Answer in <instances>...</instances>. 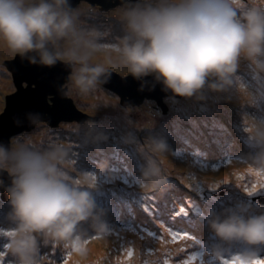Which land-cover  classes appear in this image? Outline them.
<instances>
[{
    "label": "rangeland",
    "instance_id": "rangeland-1",
    "mask_svg": "<svg viewBox=\"0 0 264 264\" xmlns=\"http://www.w3.org/2000/svg\"><path fill=\"white\" fill-rule=\"evenodd\" d=\"M37 2L24 0V6ZM176 3L178 0H128L110 10L97 5L99 8L92 12L90 6L96 5L85 1L77 9L66 12L71 18L69 29L65 35L50 41L57 49L58 58L72 65L70 78L63 85L67 86L68 96L82 116L93 117L84 121L62 118L58 123L38 120L34 126L17 131L9 138L8 133L26 122L25 119L14 117L6 124L0 123V143H3L0 147V253H4L0 264H22L21 245L9 248L6 236L13 235L16 241L18 237L34 241L35 230L21 224L12 214L7 191L16 175L17 159L24 153L55 163L69 183L91 193L95 207L92 215L81 220L83 226H88H85L87 233L79 231L82 223H77L68 234L42 230L43 244H38L41 258L31 253L23 264H38L40 260L42 264H113V259L117 264H140L139 255L145 257L142 264H256L264 260V242L223 241L208 223L204 228L195 219L182 225L178 223L181 211L174 209L180 205L177 200L176 203L170 200L169 193L157 198L152 191L165 183V173L175 169L185 181L197 182L203 196L210 194L207 184L218 196L222 193L223 201L211 200L216 198L210 194L211 199L204 208L207 213L215 210L220 215L233 210L246 216L264 213V70L241 55L228 83L213 75L191 95H165L166 113L151 98L140 105L121 106L116 92L90 79V71H83L95 66L102 71L112 68L121 76L133 74L122 53L125 40L134 39L128 27L129 14ZM227 4L241 22L249 11L264 13V0H227ZM78 12L80 21L76 18ZM90 27L98 28L88 30ZM95 37L102 39L95 40ZM0 45L3 46L0 65L10 76V84L0 85V114H3L7 98L17 91L10 60L16 53L23 55L25 51L13 48L3 37ZM147 79L143 83L148 85L137 82L131 89L139 95L164 93L157 87L162 84L161 80ZM84 83L88 86L80 88ZM235 86L236 92L227 91ZM68 124L79 127L68 133L65 130ZM188 126L196 129L182 130ZM184 140L192 147L184 145ZM158 144L164 147L158 148ZM54 148L57 151L53 154ZM85 155L94 158L97 165L84 158ZM144 191L146 198L142 199L139 196ZM190 201L186 200L180 207L185 214ZM195 208L196 214L199 208ZM150 211L158 220L146 224L140 213L151 216ZM203 220H209L208 216ZM130 232L133 234L129 235ZM147 234L157 237L163 243L162 248H149L148 237L146 242L143 239ZM151 242L155 241L151 239ZM89 253L94 255L90 257Z\"/></svg>",
    "mask_w": 264,
    "mask_h": 264
},
{
    "label": "clouds",
    "instance_id": "clouds-1",
    "mask_svg": "<svg viewBox=\"0 0 264 264\" xmlns=\"http://www.w3.org/2000/svg\"><path fill=\"white\" fill-rule=\"evenodd\" d=\"M63 4L38 0L25 7L24 0H0V37L21 51L43 49L71 25ZM245 17L244 22L236 19L227 0H178L168 7L133 11L128 27L134 39L125 40L122 53L134 75L153 72L166 88L191 95L209 76L228 83L241 55L264 70V13L249 11ZM42 58L52 62L51 56ZM83 71L98 74L102 69ZM7 191L14 217L36 231L68 234L95 207L91 193L69 183L55 163L28 153L18 157ZM208 224L223 241L264 242V213H213ZM34 248V241L21 244L22 264Z\"/></svg>",
    "mask_w": 264,
    "mask_h": 264
},
{
    "label": "water",
    "instance_id": "water-1",
    "mask_svg": "<svg viewBox=\"0 0 264 264\" xmlns=\"http://www.w3.org/2000/svg\"><path fill=\"white\" fill-rule=\"evenodd\" d=\"M80 1L82 0H64V4L61 5V8L65 12H71ZM85 1L92 5L99 4L103 10H109L117 4L128 0ZM42 54L51 56L52 62H45L42 58ZM10 62H12V66L9 68L14 76L17 91L7 98L5 111L3 114H0V119H2L0 123L3 122L6 124L8 119L11 118V120H13L14 117L15 119L18 117L24 118L26 122L19 125L17 129L9 132L8 138L17 131L34 126L38 120L58 123L62 118L84 121L88 117H93L90 115L82 116L73 99L68 96L67 86L63 85L69 80L68 78H70L69 75L72 73V65L70 61H63L58 58L57 49L52 41L48 40L43 49L27 50L23 55L18 53ZM93 68L96 67H90V69ZM144 78H148L147 80L151 81L153 79H158L157 76L144 74L139 76L132 74L121 76L112 69L101 71L98 74L90 71V79L116 92L121 98V104L125 106H135L140 105L145 99L151 98L154 99L157 106L161 107L163 112L166 113L168 106L163 101V97L168 94L176 95L177 93L173 92L171 89L165 88L163 91L164 93L157 94L155 92L157 95L149 93L144 95L136 94L131 87L134 83H143ZM24 82L27 83L26 86L23 85ZM64 103H67L68 106H64ZM0 147H3L2 142L0 143Z\"/></svg>",
    "mask_w": 264,
    "mask_h": 264
},
{
    "label": "trees",
    "instance_id": "trees-1",
    "mask_svg": "<svg viewBox=\"0 0 264 264\" xmlns=\"http://www.w3.org/2000/svg\"><path fill=\"white\" fill-rule=\"evenodd\" d=\"M128 75H131V73H129ZM132 75H134V74H132ZM147 75H151V74H147ZM221 108H222V106H221ZM184 144L187 145V146H189L185 141H184ZM179 175L180 174H179V171L178 170L171 169L170 174L165 173V180H164L165 183L163 185H160L158 187H155L152 191L155 192V195L157 197H159V198H161L164 195L166 196L167 195L166 193H169V194H171L170 197H169V199L172 200L173 202H175V199H176L177 202L180 205H182V203H184L186 200H192V201H190L191 202V205L189 206L190 209H189L188 214H187V219H184V220L183 219H179L178 220V223H182V222L189 223L190 221H193V219H195L196 224L197 223H201L203 225L204 223H203V221H202L201 218L202 217L205 218L206 216L210 217L213 214V213H207L204 210L205 206L207 205V201L209 199H211L210 194L216 198V199H211V200L215 201V200L220 199L221 201H223L222 193H221L220 196H218L215 193V190L213 188L211 189L208 186V184L206 183L207 184V191L210 194L209 195L206 194L205 196H203L202 194H200L202 192L200 190L199 185H197V182H190L189 183V182L185 181L183 178H180ZM181 179L184 180V182H182ZM203 182H205V181H203ZM174 187H179V189H176ZM129 188L130 187H127V189H129ZM171 189H173V190H171ZM146 193L147 192L144 191V193H142L139 197H141L142 199H145L146 198ZM228 193H231V190ZM228 193H224L223 192L224 195L225 194H228ZM233 195H235V194H233ZM194 206L199 208V212L196 213V214L194 213V211L196 210V208ZM215 212H216V210H215ZM140 214L142 215V218L145 219V223L146 224L150 223L151 221H157L158 220V217L154 213H152V212L150 213L151 216L149 214H143V213H140ZM160 223H162V222H160ZM83 229H84V226H83ZM132 234H133L132 232L129 233V235H132ZM148 235H151V234H147L146 236H144V238H143L144 241H145V238ZM151 236H152L153 239H157V237H155L154 235H151ZM18 239H19L18 241L15 240L14 247H17L18 244L21 245L24 241H28L27 239H24V238L22 239L20 237H18ZM151 244H147V246L149 248L154 247L155 249H161L163 243H160L158 245L155 242L154 243L151 242ZM169 249H173V247L172 246H169ZM39 250H40L39 248H36L35 247L34 250H31V253H35L36 255L40 256V258H41V252L39 253ZM143 259H145V257ZM140 260H141V258H140ZM44 262L47 263L48 261H44ZM112 263L113 264L114 263L117 264V262H114V259L112 260ZM38 264H42L41 263V260H40V262ZM130 264H134V263L133 262H130Z\"/></svg>",
    "mask_w": 264,
    "mask_h": 264
},
{
    "label": "bare ground",
    "instance_id": "bare-ground-1",
    "mask_svg": "<svg viewBox=\"0 0 264 264\" xmlns=\"http://www.w3.org/2000/svg\"><path fill=\"white\" fill-rule=\"evenodd\" d=\"M79 14H81L80 12H78L77 14H76V18H77V20H79L80 21V19H78V17H79ZM109 27H111L110 25H109ZM90 28H92V29H88V30H93L94 28H98V27H90ZM95 40H99V39H102V37H95L94 38ZM76 41H77V39H75ZM68 41H70V42H72V40H71V38H69L68 37ZM90 45H91V47L94 45V42L92 41L91 43H90ZM86 47H87V44L85 45ZM0 47H3L2 45H0ZM1 56H3V54L1 55ZM236 69V68H235ZM1 77H3L4 79H1ZM9 78H10V76L8 75V73L6 72V70H4V68H3V66L2 65H0V85L1 84H3V85H7V84H10V82H9ZM233 81V80H232ZM234 82V84H236V81H233ZM86 86H88V84H86V83H84V84H82L81 85V87L80 88H85ZM79 87V86H78ZM158 87L163 91L165 88H166V86L163 84V82H162V84L160 83V85H158ZM227 91H232V92H236V86L235 87H232V88H228V90ZM118 95V94H117ZM119 96V95H118ZM120 97V96H119ZM108 103V102H107ZM120 105L121 106H123V107H125V105H123V104H121V98H120ZM79 126L78 125H76V124H68L67 125V127H65V130L68 132V133H72V131L73 130H75V128H78ZM193 129H196L195 127H182V130L183 131H185V130H192V131H194ZM163 136H167L166 134H164ZM238 143H239V141H237ZM36 149V151H39V149H38V147H36L35 148ZM56 151H57V148H54L53 150H52V153L54 154V153H56ZM84 158H87V155H85L84 156ZM88 159H90V160H92V159H94V158H88ZM87 159V160H88ZM62 168L65 170L66 169V167H63L62 166ZM182 225H188V223H184V222H182L181 223ZM9 225H11V223H9ZM148 237V239H147V242H149V243H151V239L152 240H154L155 241V243H157L158 245L161 243L160 241H158L157 239H153L152 238V236L151 235H148L147 236ZM138 253H135V255H137ZM94 254L93 253H89V256L90 257H92ZM137 257H139V259H138V261H139V263L140 264H142V263H144L143 261H144V256H137ZM140 258H141V260H140ZM135 260H137V258H135ZM91 262V261H90ZM100 263H102L101 261H100Z\"/></svg>",
    "mask_w": 264,
    "mask_h": 264
},
{
    "label": "flooded vegetation",
    "instance_id": "flooded-vegetation-1",
    "mask_svg": "<svg viewBox=\"0 0 264 264\" xmlns=\"http://www.w3.org/2000/svg\"><path fill=\"white\" fill-rule=\"evenodd\" d=\"M130 1V0H129ZM132 1V0H131ZM128 3V2H127ZM80 4H85V1H82V2H80ZM79 4V5H80ZM78 5V6H79ZM92 5V4H91ZM97 5H99V4H96V6L95 5H93V6H95V7H92V6H90V10L92 11V10H97V8L96 7H98ZM119 5H122V3H120V4H117L115 7H117V6H119ZM77 6V7H78ZM100 6V5H99ZM77 7H76V9H77ZM99 8V7H98ZM113 11V10H112ZM92 12H95V11H92ZM98 14V13H97ZM18 53H20V52H18ZM18 53H16V54H18Z\"/></svg>",
    "mask_w": 264,
    "mask_h": 264
},
{
    "label": "snow or ice",
    "instance_id": "snow-or-ice-1",
    "mask_svg": "<svg viewBox=\"0 0 264 264\" xmlns=\"http://www.w3.org/2000/svg\"><path fill=\"white\" fill-rule=\"evenodd\" d=\"M218 183H216L214 186H216ZM181 211H183L182 209H181ZM177 235H179V234H175V236H177ZM226 264H234V262H226ZM256 264H264V260H258V261H256Z\"/></svg>",
    "mask_w": 264,
    "mask_h": 264
}]
</instances>
